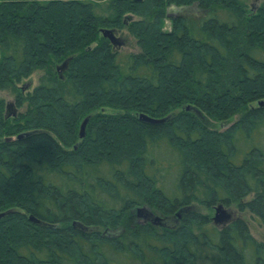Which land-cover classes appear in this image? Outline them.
I'll list each match as a JSON object with an SVG mask.
<instances>
[{"label": "trees", "instance_id": "16d2710c", "mask_svg": "<svg viewBox=\"0 0 264 264\" xmlns=\"http://www.w3.org/2000/svg\"><path fill=\"white\" fill-rule=\"evenodd\" d=\"M0 89V264H264V0H0Z\"/></svg>", "mask_w": 264, "mask_h": 264}, {"label": "rangeland", "instance_id": "374dc122", "mask_svg": "<svg viewBox=\"0 0 264 264\" xmlns=\"http://www.w3.org/2000/svg\"><path fill=\"white\" fill-rule=\"evenodd\" d=\"M98 1V0H96ZM105 0H99V2H103ZM247 2L249 5L256 6L258 5L262 0H244ZM102 4V3H101ZM104 4V3H103ZM179 13H186V14H192L194 16H198L200 11L195 7V6H185V7H171L168 9V14L169 15H176ZM165 28L169 29L170 28V21L166 20ZM115 35L119 38H122L123 42L121 46H114L120 57L125 56L128 53L131 52H137L140 50L136 38L130 34L125 28L120 29V30H115ZM43 71L42 70H37L33 72L29 77L23 79L19 83V87H25L24 91H30L35 85L38 84L39 77L42 75ZM15 97H16V92L11 90V89H0V98L4 100L5 106L7 103H13L15 105ZM16 106V105H15ZM17 107V106H16ZM23 110V107H17V111ZM237 117H233L230 121L228 122H222V123H214V127H217L218 129H224L228 125H230ZM232 213V217L237 216L239 213L237 212L236 209L233 207H225ZM202 211H206L204 208H202ZM214 214V211H213ZM212 214V216H213ZM243 216L246 218L249 227H250V232L251 234L256 237L258 240H262L264 242V229L262 225L260 224L259 220L252 214L250 213H244ZM143 220V216L140 217ZM168 224L174 223V219H169L167 220Z\"/></svg>", "mask_w": 264, "mask_h": 264}, {"label": "water", "instance_id": "95a60500", "mask_svg": "<svg viewBox=\"0 0 264 264\" xmlns=\"http://www.w3.org/2000/svg\"><path fill=\"white\" fill-rule=\"evenodd\" d=\"M133 1H138V0H133ZM100 32L102 33V35L105 38H108V40L111 42V44L113 46H121L122 45V40L115 35V32H114L113 29H111V28H101ZM67 63H68V60L66 59L61 64H59L57 66V71H58L60 77H62V71L66 68ZM24 88L25 87H22V89H24ZM187 109H193L194 110V108H191V107H187ZM17 112H18L17 111V107L13 103H7L6 106H5L4 117L8 118V117H11V116H16ZM139 118L141 120L149 122V123H159V122L163 121V119H155V118L149 117V116H147L145 114H140ZM88 120H89V117L86 116L80 122L79 130H78L79 138H83L84 137L85 129H86V125H87ZM20 136L21 135H19L18 137H20ZM143 210H144L143 207L138 208L137 209V214L140 215V213ZM0 215H3V213H0ZM231 218H232V213L228 209H226L221 203L217 204L214 207V214H213L212 220H213V222L215 224L223 225L228 220H230ZM29 219L34 221V222H36V223H39V224L41 223V221L39 219L35 218L34 216H30ZM80 227H82V226L80 225ZM83 229H85V228H83Z\"/></svg>", "mask_w": 264, "mask_h": 264}, {"label": "flooded vegetation", "instance_id": "af4514ba", "mask_svg": "<svg viewBox=\"0 0 264 264\" xmlns=\"http://www.w3.org/2000/svg\"><path fill=\"white\" fill-rule=\"evenodd\" d=\"M115 32V31H114ZM121 40H122V38H120ZM122 43H125V42H123V40H122Z\"/></svg>", "mask_w": 264, "mask_h": 264}]
</instances>
